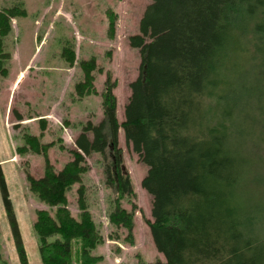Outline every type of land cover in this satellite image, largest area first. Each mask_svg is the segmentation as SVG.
<instances>
[{
  "label": "trees",
  "instance_id": "16d2710c",
  "mask_svg": "<svg viewBox=\"0 0 264 264\" xmlns=\"http://www.w3.org/2000/svg\"><path fill=\"white\" fill-rule=\"evenodd\" d=\"M25 14L19 6L0 9V75L8 73L4 39L12 31V18ZM130 44L140 50V73L131 84L121 124L108 76L103 119L83 126L73 159L61 170L47 156L53 143L26 137L32 150L45 156L41 178L27 173L29 188L56 208L53 215L36 211L42 264H73L75 242L78 264L102 258L92 253L104 238L82 180L88 171L85 155L93 152L108 158L106 183L118 192L109 219L131 236L133 212L121 200L133 188L118 145L120 127L148 167L142 186L152 196L154 221L149 224L165 257L155 264H264V218L253 213L246 191V184L251 190L252 181H259L250 171V133L256 125L264 128V0H152ZM65 54L73 63V50ZM81 68L84 79L75 91L82 97L95 92L96 60L82 61ZM256 113L262 119H254ZM76 183L77 217L67 198ZM0 187L20 263L29 264L1 170Z\"/></svg>",
  "mask_w": 264,
  "mask_h": 264
},
{
  "label": "rangeland",
  "instance_id": "374dc122",
  "mask_svg": "<svg viewBox=\"0 0 264 264\" xmlns=\"http://www.w3.org/2000/svg\"><path fill=\"white\" fill-rule=\"evenodd\" d=\"M152 0H0V9L19 6L25 15L12 18V31L4 39L7 75H0V170L29 264H42L39 241L34 230L36 211L56 208L45 204L30 190L27 173L41 178L45 156L35 153L26 137L33 135L48 148V158L57 171L73 159L76 138L88 121L103 119V93L110 76L117 102V119L125 120V106L131 96V84L140 73V50L130 44V37L140 33V21ZM114 22L111 30L110 22ZM73 50L74 62L64 54ZM96 60L93 71L95 92L79 96L75 91L84 79L81 62ZM22 77V78H20ZM262 118L256 113L254 119ZM44 126V127H43ZM255 126L250 134L249 151L253 177L251 190L253 213L264 218V128ZM90 137H92L90 135ZM253 140V143H252ZM123 165L133 193L121 204L133 212L131 236L123 226L109 219L118 196L106 183L108 158L101 153L85 155L88 171L83 176L87 202L104 242L92 253L102 256L96 264H155L165 261L156 248L149 222H153L152 196L142 186L148 167L128 145L123 128L118 132ZM76 183L67 192L68 208L79 214ZM259 220L256 229L263 226ZM133 239V240H132ZM78 245L73 243L72 262L78 264ZM0 264H21L13 230L0 187Z\"/></svg>",
  "mask_w": 264,
  "mask_h": 264
}]
</instances>
